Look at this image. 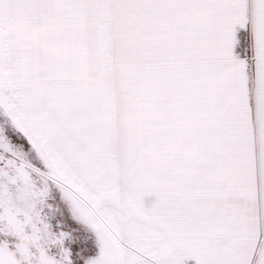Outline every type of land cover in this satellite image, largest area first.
<instances>
[{
  "label": "snow or ice",
  "instance_id": "1",
  "mask_svg": "<svg viewBox=\"0 0 264 264\" xmlns=\"http://www.w3.org/2000/svg\"><path fill=\"white\" fill-rule=\"evenodd\" d=\"M0 264H264V0H0Z\"/></svg>",
  "mask_w": 264,
  "mask_h": 264
}]
</instances>
